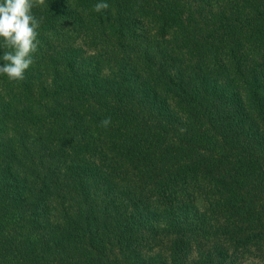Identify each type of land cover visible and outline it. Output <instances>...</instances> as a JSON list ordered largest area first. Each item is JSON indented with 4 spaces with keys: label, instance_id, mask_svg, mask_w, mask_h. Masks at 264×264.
I'll return each mask as SVG.
<instances>
[{
    "label": "trees",
    "instance_id": "obj_1",
    "mask_svg": "<svg viewBox=\"0 0 264 264\" xmlns=\"http://www.w3.org/2000/svg\"><path fill=\"white\" fill-rule=\"evenodd\" d=\"M32 12L33 64L0 74V264H264V0Z\"/></svg>",
    "mask_w": 264,
    "mask_h": 264
},
{
    "label": "clouds",
    "instance_id": "obj_2",
    "mask_svg": "<svg viewBox=\"0 0 264 264\" xmlns=\"http://www.w3.org/2000/svg\"><path fill=\"white\" fill-rule=\"evenodd\" d=\"M43 3L44 0H0V44L8 49L0 56V74L10 80L23 81L25 72L34 62L41 21L33 15L32 9ZM108 8L106 2L94 5L96 12ZM100 124L107 128L111 117H105Z\"/></svg>",
    "mask_w": 264,
    "mask_h": 264
},
{
    "label": "rangeland",
    "instance_id": "obj_3",
    "mask_svg": "<svg viewBox=\"0 0 264 264\" xmlns=\"http://www.w3.org/2000/svg\"><path fill=\"white\" fill-rule=\"evenodd\" d=\"M191 256V254L189 255V257ZM191 258V257H190Z\"/></svg>",
    "mask_w": 264,
    "mask_h": 264
}]
</instances>
